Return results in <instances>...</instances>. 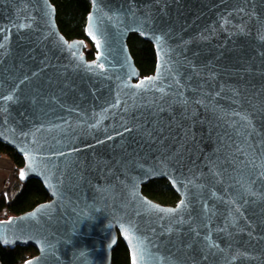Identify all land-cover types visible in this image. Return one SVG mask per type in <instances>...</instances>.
<instances>
[{"label": "water", "instance_id": "obj_1", "mask_svg": "<svg viewBox=\"0 0 264 264\" xmlns=\"http://www.w3.org/2000/svg\"><path fill=\"white\" fill-rule=\"evenodd\" d=\"M89 1L68 39L51 0H0V142L50 197L0 220V245L35 247L22 264H113L120 240L130 264H264V0ZM156 179L176 205L144 193Z\"/></svg>", "mask_w": 264, "mask_h": 264}, {"label": "trees", "instance_id": "obj_2", "mask_svg": "<svg viewBox=\"0 0 264 264\" xmlns=\"http://www.w3.org/2000/svg\"><path fill=\"white\" fill-rule=\"evenodd\" d=\"M57 9V23L61 32L68 39H86L85 28L88 15L91 11L89 0H51ZM94 46L92 43H89ZM131 53L136 65L147 76L156 69V52L152 43L138 34H132L128 41ZM95 47L87 51L88 59L95 58ZM8 155L16 164L19 171L24 166V158L13 148L0 142V156ZM19 176V174H18ZM144 193L150 198L164 204L174 205L179 196L166 179H156L143 187ZM50 199L43 184L32 179L22 183L21 189L15 194L0 195V215L4 211L10 217L26 213L37 205ZM38 251L35 247L17 246L14 249L0 245V264H22L24 261L36 256ZM113 264H130V253L125 243L120 240L118 247L113 253Z\"/></svg>", "mask_w": 264, "mask_h": 264}, {"label": "rangeland", "instance_id": "obj_3", "mask_svg": "<svg viewBox=\"0 0 264 264\" xmlns=\"http://www.w3.org/2000/svg\"><path fill=\"white\" fill-rule=\"evenodd\" d=\"M93 47L91 44L88 43L87 49H86V53L88 50H92ZM96 49V48H95ZM97 51V50H96ZM8 158L9 160H11V163L13 164V170L11 173L12 178L10 177L9 180L5 183L4 187H3V191H2V195H8V194H13L15 195L22 187V182L18 176V174L20 175V170L18 171L16 169V164L14 163V161L12 160L11 157H9L8 155H2L0 156V158ZM180 200V197L178 199V201ZM178 203V202H177ZM176 203V204H177ZM174 204V205H176ZM10 217L9 213H7V211H4L2 213V215H0V220H4V219H8Z\"/></svg>", "mask_w": 264, "mask_h": 264}, {"label": "crops", "instance_id": "obj_4", "mask_svg": "<svg viewBox=\"0 0 264 264\" xmlns=\"http://www.w3.org/2000/svg\"><path fill=\"white\" fill-rule=\"evenodd\" d=\"M13 170V164L8 158H0V195L3 191L5 183L9 180Z\"/></svg>", "mask_w": 264, "mask_h": 264}, {"label": "snow or ice", "instance_id": "obj_5", "mask_svg": "<svg viewBox=\"0 0 264 264\" xmlns=\"http://www.w3.org/2000/svg\"><path fill=\"white\" fill-rule=\"evenodd\" d=\"M89 34L92 35V33H89ZM93 39H95V36H94V35H93ZM98 46H99V44H98ZM20 175H21V178L24 177V172H23V170H21ZM168 211H173V210H168ZM29 264H31V262H29ZM133 264H136L135 257H134V260H133Z\"/></svg>", "mask_w": 264, "mask_h": 264}]
</instances>
